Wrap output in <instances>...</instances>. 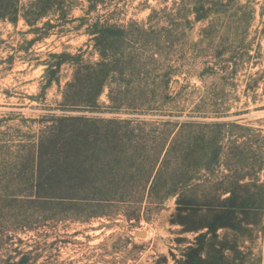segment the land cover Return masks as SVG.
Instances as JSON below:
<instances>
[{
  "label": "trees",
  "instance_id": "trees-1",
  "mask_svg": "<svg viewBox=\"0 0 264 264\" xmlns=\"http://www.w3.org/2000/svg\"><path fill=\"white\" fill-rule=\"evenodd\" d=\"M113 1L0 0V23L17 27L24 20L30 29L22 34L36 36L22 49L27 53L49 37L56 27L53 18L66 20L72 14L74 3L86 4L84 15L74 20L89 37L86 50L50 52L39 64L45 67L42 92L32 99L45 100L47 91L56 84L62 96L58 110L65 114L52 117L33 136L34 141L0 147V264H37L44 257L43 248L25 250L10 243L19 230L34 231L24 222L19 223L20 229L11 227L7 216L12 208L66 203L102 207L130 203L129 198L137 199L135 212H140L144 201L163 204L176 199L171 224L182 227L183 233H199L195 243L184 249L181 264H247L241 240L234 239L230 247L220 241L218 232L252 225L239 216L264 209V184L259 185L258 177L264 166L257 165L256 159L248 163L256 154V144L264 142L263 131L242 125L240 120L220 121L230 117L233 105L218 98L202 99L185 122L153 118L184 114L171 93L176 73L165 45L172 29L183 22L190 28L194 23H206L204 35L218 29L235 30V26L238 31L249 30L255 12L248 14L247 6H239L238 0H192L189 15L182 19L167 8L164 17L154 10L146 21H123L115 12L94 16ZM262 26L264 37V22ZM252 49L216 51L217 62L205 71L233 79L246 66L258 65L255 60L262 55L261 46L256 55L251 54ZM16 57V53L8 56L9 68ZM65 66L73 73L62 89ZM255 75L247 81L250 91L264 84V70ZM105 93L107 103H102ZM250 102L257 104V99L250 97L246 111L234 115L249 113ZM77 112L115 117L104 120L68 115ZM225 166L229 174L223 172ZM135 212L128 220L139 222L141 215L135 217Z\"/></svg>",
  "mask_w": 264,
  "mask_h": 264
},
{
  "label": "rangeland",
  "instance_id": "rangeland-1",
  "mask_svg": "<svg viewBox=\"0 0 264 264\" xmlns=\"http://www.w3.org/2000/svg\"><path fill=\"white\" fill-rule=\"evenodd\" d=\"M29 1L32 0H23V3ZM175 2H178L177 6ZM183 2L184 0H115L94 16L107 17L115 12L123 21H146L154 10L164 17V10L167 8L168 11L172 9L178 19H182L189 15L192 0ZM237 2L239 6H247L248 14L255 12L249 30L238 31L235 26V30L218 29L211 35H204L202 31L206 23H194L190 28L183 22L172 29L170 42L165 45L167 58L176 73L171 84V93L178 99L181 105L179 110H183L184 114L177 118L154 117L153 120L188 121L194 115L192 110L202 99L218 98L228 100L233 105L230 117L221 118L220 121L240 120L242 125L263 131L264 136V84L255 91L247 89L249 77L264 70V37L261 34L264 0ZM83 4L85 6L74 3L76 8L66 20L53 18L56 27L52 29L49 37L37 43L28 53L22 49L26 47L27 41L36 36L22 34L30 29L24 20L17 27L10 23H0V60H4L0 63V147L34 141L33 136L39 134L43 125L51 121L52 117L65 114L58 110L62 96L61 88L56 84L47 91L45 100H33L32 97H37L42 92L41 82L45 67L39 64L47 59L48 53H62L67 50L75 54L87 45L89 37L84 29H78L80 22L74 20L84 15L82 7H86V4ZM191 20H195V17L191 16ZM259 45L262 55L256 57L258 65L246 66L233 79H223L222 74L216 76L205 71L217 62L214 58L216 51H242L247 46H252L251 54L256 55ZM21 46L23 48L20 49ZM15 53L17 57L14 66L9 68L7 58ZM72 73L69 66L64 67L61 75L62 89L71 80ZM250 97L257 99V104L250 102L249 113L235 116L234 113L246 109L244 106ZM101 102L107 103V93L101 97ZM68 115L104 120L115 117L98 112ZM254 151L256 154L248 163H255L256 159L257 165L264 166L262 140L256 144ZM228 170L227 166L223 168L225 174H229ZM258 177L259 185H263L264 170ZM263 200L262 194H259L258 203ZM128 201L130 203L113 202L102 207H77L66 203L64 206L35 204L12 208L11 214L9 212L7 216L11 227L20 229L19 223L24 222L34 231L24 233L19 230L15 234L17 238L10 243L25 250H32L36 246L43 248L44 257L37 264H181L184 249L195 243L199 233H183L182 227L171 224L176 210V199H168L163 204L144 201L140 212H135L136 206L133 203L137 201L136 198H129ZM134 212L135 217L141 215L139 222L128 220L129 216L134 217ZM97 214L104 216L86 219ZM239 218L252 225L238 226L235 230H220V241L231 247L234 239L239 238L247 264H264V209Z\"/></svg>",
  "mask_w": 264,
  "mask_h": 264
}]
</instances>
